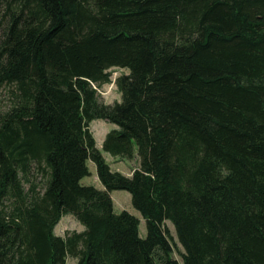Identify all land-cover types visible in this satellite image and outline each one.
I'll return each instance as SVG.
<instances>
[{"label":"trees","instance_id":"trees-1","mask_svg":"<svg viewBox=\"0 0 264 264\" xmlns=\"http://www.w3.org/2000/svg\"><path fill=\"white\" fill-rule=\"evenodd\" d=\"M2 89L0 264H264V0H0ZM67 215L85 230L58 236Z\"/></svg>","mask_w":264,"mask_h":264},{"label":"rangeland","instance_id":"rangeland-1","mask_svg":"<svg viewBox=\"0 0 264 264\" xmlns=\"http://www.w3.org/2000/svg\"><path fill=\"white\" fill-rule=\"evenodd\" d=\"M111 71V83L105 84L98 88L99 99L105 104L113 105L116 102H121L122 95L117 88L116 79L122 75L129 74L127 69L113 68ZM10 90L2 89L0 91V108L6 107L10 102ZM118 129V126L111 124L103 120H95L90 125V130L93 133L98 149L102 152L107 163L110 165L112 171L120 172L125 176H131L134 169L139 167V157L136 152V156L133 159H126L121 157H114L111 154L103 150V143L106 139V136L113 130ZM88 166L91 171V175L82 180V184L85 186H93L99 190H105L104 185L100 182L97 169L93 162H88ZM34 181H37L40 188H43L44 180L42 176L38 173L34 174ZM28 188V186H26ZM111 197L114 201V210L116 214H121L124 211L129 212L135 217L139 218L141 221L140 224V236L142 238L147 237V223L146 220L142 217L141 213L137 211L132 204V196L129 192L125 190H115L112 191ZM165 227L169 230V233L172 237V243L174 246V258L179 262H182V253L185 252L183 246L180 244L176 229L174 225L166 221ZM85 230V227L81 225L73 216L67 215L64 216L57 226L55 233L58 236L65 237L67 233L77 231L82 232ZM67 264H77V260L71 257L68 258Z\"/></svg>","mask_w":264,"mask_h":264},{"label":"crops","instance_id":"crops-1","mask_svg":"<svg viewBox=\"0 0 264 264\" xmlns=\"http://www.w3.org/2000/svg\"><path fill=\"white\" fill-rule=\"evenodd\" d=\"M59 225V224H58ZM57 228V227H56ZM56 230V229H55Z\"/></svg>","mask_w":264,"mask_h":264}]
</instances>
